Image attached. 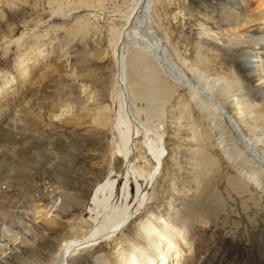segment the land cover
Masks as SVG:
<instances>
[{
    "label": "rangeland",
    "instance_id": "374dc122",
    "mask_svg": "<svg viewBox=\"0 0 264 264\" xmlns=\"http://www.w3.org/2000/svg\"><path fill=\"white\" fill-rule=\"evenodd\" d=\"M260 1L244 0L246 12ZM3 2L0 117L15 118L47 144L20 155L10 196L0 189V264H59L65 241L94 228L89 209L96 184L111 174L122 183L126 168L118 170L119 131L113 123L102 129L92 121L103 110L114 120L123 102L163 136L165 150L146 194L147 209L124 235L132 238L142 220L171 217L185 235L183 264H264V171L203 100L158 68L141 37L124 38L118 14L132 1L12 0L11 8ZM152 18L173 60L195 83L212 89L264 155V118L255 113L264 109V92L234 36L251 24L235 27L233 10L220 0H153ZM3 34L10 38L3 41ZM139 55L148 63L138 65ZM121 58L127 86L118 82ZM130 85L140 89L134 103ZM237 101L246 109L242 118L235 113ZM79 115L85 122H65ZM139 131L131 166L148 169L146 134ZM45 155L59 161L45 165ZM256 174L259 181L250 179ZM199 201L205 212L197 209ZM77 205L82 208L73 211ZM100 246L80 250L88 258L70 264H108L114 252ZM170 262L179 264V257Z\"/></svg>",
    "mask_w": 264,
    "mask_h": 264
},
{
    "label": "bare ground",
    "instance_id": "6f19581e",
    "mask_svg": "<svg viewBox=\"0 0 264 264\" xmlns=\"http://www.w3.org/2000/svg\"><path fill=\"white\" fill-rule=\"evenodd\" d=\"M3 1L7 7L11 8L12 0ZM131 1L129 8L125 12L118 14V17H120L119 20L123 25L124 30L122 31L124 38L129 39L132 35L141 37L145 42L146 53L152 56L158 68L173 82L187 87L192 97L203 100L205 102L204 105L210 109L211 113H213L218 120L220 119L227 124L228 128L243 145L245 153L252 157L260 169L264 171V155L259 152L256 140L244 133L237 118L229 113L224 103L218 100L209 86L195 83L173 60L163 39L153 27V0ZM220 1L229 5L233 10V25L235 27H243L247 23L251 24L247 33L241 35L233 34L238 38L237 40L240 45H243L241 47L242 54L249 61V70L252 71L251 73L253 76L257 77L260 87L264 92V0H261L251 13L246 12L244 0ZM85 10L94 12V10L90 8H86ZM1 17H4L2 13ZM9 33H11V30ZM9 38L4 34L1 37V39H4L3 41ZM138 57H140V59H135L138 65L139 63L141 65V62H147L143 56L139 55ZM119 63H121V68L120 75H118V82L120 86L124 84L127 86L126 67L123 58L120 59ZM135 67L139 68L136 65ZM127 88L130 89V93H128L129 101L131 100V102H133L135 92L140 91V89H135L132 85ZM139 93H142V91ZM120 99L123 100L122 98ZM126 106L127 104L123 102L118 116L114 120L109 110H103L92 121L102 129H107L113 123L114 128L119 131L120 145L116 155L118 157L117 159L120 161V165L118 166L119 172L121 173L123 171L124 166L126 168L125 173L122 175L123 182L120 183V179L114 178L111 174L103 181L96 184L90 199L92 207L89 209L92 214V223L95 226L85 236L83 235L84 237L72 238L65 241L59 253V264H70L72 260L77 262L79 259H87L88 255L86 253H79L80 250L89 252L92 249H96V245L104 246V244L110 245L114 252V258L108 260V264H171L172 261L170 262V260L174 255L179 257V264H183L179 255L182 254V248L184 249L181 242L185 235H183V230L179 222L172 220L171 217H160L157 219L158 221L150 219L142 220L132 238L124 235L125 229L129 227L134 216H136L134 221L140 219L147 209V201L145 203V200H147L146 194L150 188L149 186L157 177L158 170L163 167L165 155L163 136L148 127L147 123L138 119V113L134 110L132 104H130V112L127 111L128 109L126 110ZM235 106L237 117L242 118L245 113L244 110L246 109H243L244 107H242L238 101ZM261 109L255 110V113H257L256 118L259 120L264 118V109L262 111ZM1 116L0 189L4 190L6 196H10L11 192L15 191L14 187H17L15 186L16 184L14 187L11 186V180L21 169L20 155L34 145H37V147L46 145L47 141L46 144H43V138L32 136L25 130L24 126L15 122V118L5 115ZM84 118V116L79 115L65 122L82 123L85 122ZM139 130H144L146 134L145 143L147 148L145 149H147V151L144 153L143 159L146 160L144 163H148V169L140 167H138V169L136 167L135 169V166H131L132 145L138 133L141 132ZM45 148L46 146L40 150ZM47 148L52 150L53 144L48 143ZM44 157L45 165L48 164L52 166L59 161L58 155L53 157L49 156L50 158H47L46 155ZM71 171L72 166L69 170V174L72 173ZM250 179L259 181L257 174L251 175ZM133 184L136 185L135 193L133 192ZM5 185H7V187H5L6 189L3 188ZM199 203L197 209L205 212L203 209L205 203H202V201H199ZM143 204L145 205L143 206ZM81 206L77 205L76 207H72L73 211L81 209ZM136 208L138 211L135 214ZM139 210H141L140 213ZM185 213L190 214L193 212L191 210H186ZM152 216L154 215L152 214ZM181 218H179V220ZM97 264L105 263L99 262Z\"/></svg>",
    "mask_w": 264,
    "mask_h": 264
}]
</instances>
